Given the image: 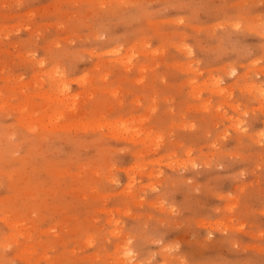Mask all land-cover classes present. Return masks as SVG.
I'll use <instances>...</instances> for the list:
<instances>
[{
    "label": "rangeland",
    "instance_id": "374dc122",
    "mask_svg": "<svg viewBox=\"0 0 264 264\" xmlns=\"http://www.w3.org/2000/svg\"><path fill=\"white\" fill-rule=\"evenodd\" d=\"M264 0H0V264H264Z\"/></svg>",
    "mask_w": 264,
    "mask_h": 264
},
{
    "label": "bare ground",
    "instance_id": "6f19581e",
    "mask_svg": "<svg viewBox=\"0 0 264 264\" xmlns=\"http://www.w3.org/2000/svg\"><path fill=\"white\" fill-rule=\"evenodd\" d=\"M262 95H263L262 97L264 98V94H262Z\"/></svg>",
    "mask_w": 264,
    "mask_h": 264
}]
</instances>
